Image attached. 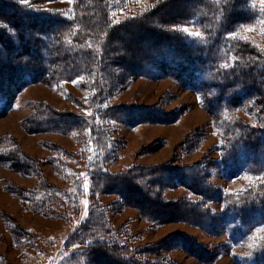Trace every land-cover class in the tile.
Segmentation results:
<instances>
[{
	"label": "trees",
	"instance_id": "1",
	"mask_svg": "<svg viewBox=\"0 0 264 264\" xmlns=\"http://www.w3.org/2000/svg\"><path fill=\"white\" fill-rule=\"evenodd\" d=\"M48 1L53 0H0V115L31 83L53 85L80 77L82 88L91 92L88 104L81 105L90 113L59 111L40 102L34 103V113L24 121L31 133H75L82 150L92 151V157L87 156L94 158L90 215L70 235L71 242L82 247L78 254L86 263L174 264L166 255L175 243L208 262L219 251H227L224 244L216 251L207 250L180 234L135 244L125 228H113L108 209L131 206L152 223L185 221L212 233L230 232L233 239L245 238L264 223V183L227 193L207 180L210 169L220 170L228 179L243 171H264V48L238 35L243 26L258 24L264 41V7L254 0H157L143 12L114 21L113 10L129 0H72L69 14L33 7ZM190 25L199 29V36L183 30ZM136 77L171 78L196 91L222 129L219 159L174 165L175 157L162 164L131 165L118 173L101 168L117 160L122 148L111 122L167 123L179 115L158 105L113 103ZM247 104L256 112L254 124L237 115ZM202 137V132L193 130L178 149H196ZM0 164L38 175L32 189L7 188L20 198L26 212L66 219L58 208L64 205L63 193L46 180L40 160L14 148L0 154ZM180 186L200 199L166 198V189ZM101 193L114 194L117 200L105 206L96 198ZM209 201L224 203L220 214L212 213ZM71 209L79 211L78 200ZM255 263L264 264V248L256 251Z\"/></svg>",
	"mask_w": 264,
	"mask_h": 264
},
{
	"label": "rangeland",
	"instance_id": "2",
	"mask_svg": "<svg viewBox=\"0 0 264 264\" xmlns=\"http://www.w3.org/2000/svg\"><path fill=\"white\" fill-rule=\"evenodd\" d=\"M156 1L129 0L124 7L113 10V19L120 21L136 15ZM253 3L264 7V0H254ZM33 7L36 10L62 9L69 14L72 0H53L34 4ZM183 30L191 34L199 33V29L193 25L185 26ZM238 35L264 48L260 25H245ZM81 83L80 77L53 85L31 83L15 95L6 112L0 115V154L19 148L27 156L40 160L46 180L55 184L63 193L64 205L58 208L67 216L65 220H60L41 213L26 212L20 198L7 188L21 186L32 189L38 183V175L12 170L9 166L0 164V264H87L81 254H78L82 247L79 243H72L70 235L90 215L93 200L90 175V159L94 160L90 154L92 151L82 150L75 133H31L24 128V121L34 113V103L45 102L59 111L90 113V110L81 105L88 104L91 92L83 89ZM113 103L158 105L167 112H179V115L175 121L167 123L143 122L127 125L111 122L114 136L120 139L122 148L117 160L108 165L101 164V168L118 173L131 165L162 164L175 157L177 160L173 159L174 165L219 159L222 129L218 121H214L202 106L201 97L196 91L183 88L171 78L136 77L119 91ZM237 115L252 124L257 119L255 110L249 104L238 110ZM196 129L203 134L200 145L196 149L181 152L179 146ZM54 146L74 152L76 156L63 155L54 150ZM207 180L227 193H237L264 183V171H243L228 179L220 170L210 169ZM164 195L168 199L182 195L194 200L200 199L182 186L168 188ZM96 198L105 206L117 200L114 194L101 193ZM75 200L79 204L77 213H73L71 209ZM208 204L215 214H220L224 206L222 201H209ZM107 215L113 228H125L135 244L153 243L172 234H180L193 238L207 250L216 251L220 245H227V251H219L214 260L208 262L174 242L176 247L166 255L174 264H262L255 263V256L256 251L264 248V223L255 227L245 238L233 239L230 232L212 233L185 221L152 223L143 219L138 209L131 206H124L120 211L108 209ZM18 229L24 231H15ZM147 258L156 259L150 256Z\"/></svg>",
	"mask_w": 264,
	"mask_h": 264
},
{
	"label": "snow or ice",
	"instance_id": "3",
	"mask_svg": "<svg viewBox=\"0 0 264 264\" xmlns=\"http://www.w3.org/2000/svg\"><path fill=\"white\" fill-rule=\"evenodd\" d=\"M27 2H28V0H21V3H27ZM192 35L199 36L200 34L199 33H193Z\"/></svg>",
	"mask_w": 264,
	"mask_h": 264
},
{
	"label": "bare ground",
	"instance_id": "4",
	"mask_svg": "<svg viewBox=\"0 0 264 264\" xmlns=\"http://www.w3.org/2000/svg\"><path fill=\"white\" fill-rule=\"evenodd\" d=\"M187 247V246H186Z\"/></svg>",
	"mask_w": 264,
	"mask_h": 264
}]
</instances>
